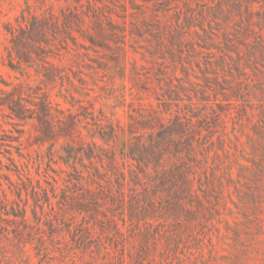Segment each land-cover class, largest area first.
<instances>
[{"label":"trees","instance_id":"trees-1","mask_svg":"<svg viewBox=\"0 0 264 264\" xmlns=\"http://www.w3.org/2000/svg\"><path fill=\"white\" fill-rule=\"evenodd\" d=\"M58 1L64 2L59 10L51 5L37 11L28 4L15 22L4 24L3 65L21 76L36 74L40 84L10 82L0 70V111L6 110L14 123L34 119L38 143H49L43 180L28 166L21 168L7 148L13 165L7 170L18 179L0 172L17 196L10 198L0 179V219L10 221L4 235L20 250L31 244L38 256L49 258L53 247L67 257L61 245L67 234L77 248L117 253L122 262L130 240L140 246L131 252L134 263L154 255L161 238L164 251H174L184 234H194L192 225H203L217 207L215 161L232 138L227 122L236 118L231 108L239 100L238 83L218 90L220 72L250 34L264 52L263 28L256 30L252 22L260 0ZM136 40L138 50L130 43ZM130 47L151 63L134 61L131 81L156 103L141 104L125 127L102 110L98 114L94 102L84 104L77 94L89 95L82 91L85 75L127 74ZM68 54L73 64L61 62ZM84 57L88 71L78 66ZM56 86L69 107L52 98ZM232 132L239 136L236 128ZM2 139L24 157L20 136ZM226 173L233 179L231 168ZM174 259L168 256L159 264Z\"/></svg>","mask_w":264,"mask_h":264},{"label":"rangeland","instance_id":"rangeland-1","mask_svg":"<svg viewBox=\"0 0 264 264\" xmlns=\"http://www.w3.org/2000/svg\"><path fill=\"white\" fill-rule=\"evenodd\" d=\"M211 1V0H210ZM213 1V0H212ZM32 5L37 11H42L53 5L56 10L61 8L64 2L58 0H0V70L5 79L10 82L27 83L30 80L35 85L40 84L36 74H26L21 76L10 71L3 65L5 51L2 42L5 41L4 24L7 21L15 22V19L24 8ZM130 5V4H129ZM226 6V5H225ZM239 16V12H237ZM241 14L248 20L245 9ZM264 1L255 3L252 17L253 25L256 30L261 31L264 37ZM261 20V21H259ZM242 23H240V26ZM239 27L235 24L233 27ZM241 28V27H240ZM242 38L240 48L233 51V58H227L224 69L220 72L221 87L218 90L226 92L232 87L239 86L235 90V95L239 99L237 105L231 108V113L236 118L228 117V129L231 139H228L224 146L219 150V156L216 158V169L219 174V181L216 182L217 190L213 192L214 202L217 204L213 213L208 214L203 225H192L194 234L186 233L179 246L174 251H164V239L157 242L158 250L154 255H149V259L140 260L138 263L131 261V252L140 249L139 242H126L127 249L124 251L125 262H122L120 256L104 255L96 247L88 250H81L71 241L67 234L65 242L61 243L62 249L66 253L63 258L59 250L53 247L52 258L42 257L36 254V250L31 244H28L23 250H20L15 244V240L5 237L6 228H10V221L0 219V264H159L162 258L170 257V260L176 256L172 264H264V52L256 48L254 37ZM136 42V43H135ZM130 41L133 48H137V40ZM139 50H143L139 48ZM251 50V53L249 52ZM237 52L242 53L238 56ZM263 52V53H262ZM92 56L98 55L94 52ZM78 63L83 67L86 61ZM151 66V63L142 59L140 53H134L130 47V53L126 61L127 74H98L96 78L85 75L88 82L86 89L82 91L89 92V95H79L84 104L87 100L95 103V108L99 114L102 110L108 120L127 126L130 121V115H138V108L141 104L149 106L156 103L153 97L138 91V87L131 81L132 63ZM63 64H73L72 55H66L61 61ZM77 69L76 63H74ZM241 67V68H240ZM240 68V69H239ZM33 72V71H32ZM201 74V73H200ZM105 75V76H100ZM16 76L19 78L17 79ZM77 83H79L77 81ZM0 86H4L0 84ZM10 88V87H8ZM59 86L51 91L52 98L62 103L64 107L70 105L62 97H58ZM143 96V98H140ZM222 97L221 94H219ZM234 101L236 97L233 94ZM228 101H224V108H229ZM76 110V107L73 109ZM7 111H0V172L10 174L17 180L14 171H8L7 165H13L7 159L8 149L13 150L17 163L29 167L31 173L37 177L43 178L47 171V150L49 143H38L36 136V121L30 119L26 122L14 123L15 121L5 115ZM238 130V137H235L232 130ZM82 136L89 141L90 137L84 128H81ZM20 136L24 146V157H19L16 149L6 145L4 137L8 135ZM61 140L57 144V149H61ZM17 145V142H14ZM8 148V149H7ZM56 157L57 154H56ZM53 166L57 167L55 163ZM227 168L233 171V179L226 176ZM37 171L39 173H37ZM54 174L53 171H49ZM0 174L3 188L12 199H16V193L10 188V184L4 176ZM6 176V175H5ZM7 177V176H6ZM31 202L32 199H31ZM0 211H4L0 205ZM31 214V209H29ZM6 217V215H4ZM120 223L121 220H120ZM64 225V224H63ZM125 230L126 227H123ZM197 233V234H196ZM196 234V237H195ZM162 253V255H161ZM6 254L7 259L3 260L2 255ZM168 255V256H167ZM154 258H157L155 262ZM75 262H74V261ZM68 263H66V262ZM166 264H170L166 260Z\"/></svg>","mask_w":264,"mask_h":264}]
</instances>
